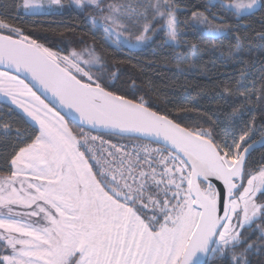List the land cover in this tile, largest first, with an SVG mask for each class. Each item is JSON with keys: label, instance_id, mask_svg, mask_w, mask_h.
<instances>
[{"label": "snow or ice", "instance_id": "6c2138e0", "mask_svg": "<svg viewBox=\"0 0 264 264\" xmlns=\"http://www.w3.org/2000/svg\"><path fill=\"white\" fill-rule=\"evenodd\" d=\"M73 5L87 14L93 39L101 33L116 52L160 34L164 46H179L186 35L177 0ZM12 7L15 16L0 6V97L9 115L19 109L27 119L13 132L0 115V135L14 136L0 141V264H253L254 255L264 257V155L252 158L264 144V73L259 88L245 83L246 70L225 85V98L238 106L205 127L138 95L135 81L117 88L119 74L94 43L60 50L20 20V9L60 12L63 0ZM257 11L264 0H210L191 12L192 27L223 40ZM258 37L264 41V32Z\"/></svg>", "mask_w": 264, "mask_h": 264}, {"label": "trees", "instance_id": "16d2710c", "mask_svg": "<svg viewBox=\"0 0 264 264\" xmlns=\"http://www.w3.org/2000/svg\"><path fill=\"white\" fill-rule=\"evenodd\" d=\"M66 7L60 12H44L36 15L24 16L20 9V20L26 26L36 31L41 37V42L55 45L69 51L76 48L77 43L84 39L88 44H95L99 53H103L114 65L113 71L117 72L120 79L116 82L117 88L130 86L135 81L139 89L138 95L150 99L155 105L166 107L173 115L191 118L208 127L216 118L225 119L227 113L235 103V97H227L223 89L225 85H235L240 77V72L246 70L250 73L248 81L257 82L264 73V41L258 37V33L264 32V12L257 11L255 15L239 21V30L227 39H209L206 31L192 27L191 12L197 9L203 11L210 0H177V18L181 21V31L186 35L181 42L186 47L185 51L194 52L196 58L182 59L179 52H175L171 46L159 43L160 37L156 36L149 47L141 49L122 48L119 52L103 44V35L98 33L93 39L90 24L86 25V13L75 7H67L68 0H63ZM22 0H0V6L15 16L17 9L12 5H20ZM218 12L219 8L211 9ZM19 22V21H18ZM230 24H237L232 17ZM240 38L241 52L236 51V39ZM46 38V39H45ZM155 45V46H154ZM195 45L194 50L192 46ZM83 45H81L82 47ZM231 57V59L229 58ZM180 69H183L181 71ZM127 82V85L125 84ZM255 97H253V105ZM15 109L14 106H11ZM9 105L0 101V115L12 123L13 132L17 127L23 129L21 117L27 119L24 114L15 109L9 115ZM259 124V111H256ZM247 117V114H245ZM250 119V117H248ZM261 138V131H257L253 139ZM5 138L0 135V141ZM6 154L5 146L0 143V157ZM264 155V145L252 151V158L259 160ZM3 163L0 158V164ZM253 264L264 260V257L253 256Z\"/></svg>", "mask_w": 264, "mask_h": 264}, {"label": "rangeland", "instance_id": "374dc122", "mask_svg": "<svg viewBox=\"0 0 264 264\" xmlns=\"http://www.w3.org/2000/svg\"><path fill=\"white\" fill-rule=\"evenodd\" d=\"M68 2H69V0H68ZM45 7H47V5L45 4ZM44 12H46V11H38L37 13H44ZM198 29H200V30H202V31H206V28H205V26L204 25H197L196 26ZM93 31H95V29H92ZM158 37H160V39L161 40H159V43L158 44H162V45H164L163 44V41H164V36H163V34H160V35H158ZM153 41V40H152ZM152 41H146V42H144V44L143 45H141L140 47H136V48H129V47H127V48H129V49H141V48H145V47H149L151 44H152ZM155 46V45H154ZM171 47H172V49L175 51V52H179V54H180V57L182 58V59H185V57H187V58H194V56H193V54H194V52H191V51H185V46L182 44V42L180 41V43H179V46H176L175 44H173V45H171ZM197 55L195 54V57H196ZM188 59H185V61H187ZM0 101L1 102H4V98L3 97H0ZM15 107V106H14ZM19 110V109H18ZM19 111H21V110H19ZM25 116V115H24ZM26 117V116H25ZM27 118V117H26Z\"/></svg>", "mask_w": 264, "mask_h": 264}, {"label": "water", "instance_id": "95a60500", "mask_svg": "<svg viewBox=\"0 0 264 264\" xmlns=\"http://www.w3.org/2000/svg\"><path fill=\"white\" fill-rule=\"evenodd\" d=\"M69 119H71V117H68ZM260 139H257L256 141H259ZM264 144H260V143H257L255 146H254V148H253V150L252 151H254L255 149H257V148H260V147H262Z\"/></svg>", "mask_w": 264, "mask_h": 264}]
</instances>
